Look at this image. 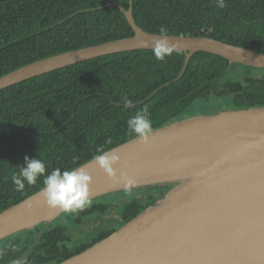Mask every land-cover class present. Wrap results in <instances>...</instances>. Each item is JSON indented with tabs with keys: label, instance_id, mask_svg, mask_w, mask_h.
<instances>
[{
	"label": "trees",
	"instance_id": "obj_1",
	"mask_svg": "<svg viewBox=\"0 0 264 264\" xmlns=\"http://www.w3.org/2000/svg\"><path fill=\"white\" fill-rule=\"evenodd\" d=\"M130 1L0 0V78L57 55L133 37L121 11L129 9ZM226 4L219 9L215 0H134L133 17L147 33L158 35L164 26L169 36L207 37L264 54V0ZM185 59L183 52H173L165 61L156 60L149 50L126 52L0 91V214L42 189L40 177L35 185L15 190L12 176L24 165L25 156L42 159L46 174L55 168L82 167L93 161L98 149L110 151L134 140L127 121L145 106L153 131L190 118L191 108L215 98L227 99L228 110L264 107V69L232 67L219 56L199 52L178 79ZM237 68L243 71L239 78ZM124 97L133 102L131 107L124 106ZM169 189H139L142 199L132 198L119 207L113 226L75 250L68 245V229L60 223L79 224L83 217L106 214L109 207L96 200L50 226L20 232L8 238L14 239L0 251V264H12L29 252L28 264H61L160 202Z\"/></svg>",
	"mask_w": 264,
	"mask_h": 264
},
{
	"label": "water",
	"instance_id": "obj_2",
	"mask_svg": "<svg viewBox=\"0 0 264 264\" xmlns=\"http://www.w3.org/2000/svg\"><path fill=\"white\" fill-rule=\"evenodd\" d=\"M121 8L134 36L38 61L0 78V91L86 61L140 50L157 36ZM186 54L180 79L199 52L231 65L264 69V54L211 38L169 36ZM170 85V84H169ZM133 190L168 185L164 198L83 253L61 264H264V107L198 115L153 131L148 144L117 148ZM93 201L124 192L93 161ZM66 214L46 204L41 191L0 214V242Z\"/></svg>",
	"mask_w": 264,
	"mask_h": 264
},
{
	"label": "clouds",
	"instance_id": "obj_3",
	"mask_svg": "<svg viewBox=\"0 0 264 264\" xmlns=\"http://www.w3.org/2000/svg\"><path fill=\"white\" fill-rule=\"evenodd\" d=\"M219 9H224L226 0H215ZM168 29L160 27L158 35L153 40L152 53L156 60L165 61L175 51V46L170 42ZM125 107H131L133 102L124 97ZM128 133L135 140L142 144H148L153 135V125L150 119V113L145 106L143 109L135 112L127 121ZM108 143H111L109 140ZM93 157V162L111 179H118L123 185L126 195L131 196L133 189L137 186L135 177L129 176L121 171L117 177L116 166L120 164L121 157L117 149L104 151L103 148L97 150ZM43 177V186L41 195L46 204L52 208H58L65 213H75L78 210H84L91 206L90 184L92 182L90 175L84 167H76L61 170L55 168L46 174L45 162L40 158H28L25 156L24 165L19 167V172L12 176V184L16 191H23L25 184L35 185L38 178ZM12 251H16L12 248ZM12 264H28L26 257H17Z\"/></svg>",
	"mask_w": 264,
	"mask_h": 264
},
{
	"label": "rangeland",
	"instance_id": "obj_4",
	"mask_svg": "<svg viewBox=\"0 0 264 264\" xmlns=\"http://www.w3.org/2000/svg\"><path fill=\"white\" fill-rule=\"evenodd\" d=\"M235 72H236L237 78H239L243 74V71L240 68L235 69ZM227 104H228L227 99L224 100V99L215 98L208 105L205 103H201V104L196 105V107L193 110L191 108L188 112V116L192 117V113H196L195 115L198 116V115H201V113H206L205 115H207V113L214 114V113H218L224 110H228ZM143 196H144L143 191H140L139 189L134 190L131 196L126 195L125 192L118 193V194L97 200L101 204H104L110 208L109 212H107L104 215H93L88 218L83 217L82 218L83 221L79 224L78 223L74 224L75 223L73 221L74 218L72 220L73 223L68 222L69 220H66V221L63 220L60 224L61 226H64L66 229H68L70 237L73 240V245H71V249H75L79 245L89 243L93 238L101 234V232H104V230H108L110 226H113L114 219L112 218L118 216L119 214V209H118L119 207L126 204V202L131 201L132 198L142 199ZM38 236L39 234H36L34 237V240L32 241L34 246L37 245L35 241L38 238ZM12 239L14 238L7 239V241L0 243V251H2L5 248V246L11 242ZM23 240H22V244L24 243ZM28 255H30V252L28 253ZM28 255H25L24 257L28 258Z\"/></svg>",
	"mask_w": 264,
	"mask_h": 264
},
{
	"label": "flooded vegetation",
	"instance_id": "obj_5",
	"mask_svg": "<svg viewBox=\"0 0 264 264\" xmlns=\"http://www.w3.org/2000/svg\"><path fill=\"white\" fill-rule=\"evenodd\" d=\"M169 190H170V189H169ZM168 192H169V191H168ZM168 192H167V193H168ZM167 193H166V194H167ZM69 235H70V234H69ZM68 245H69L70 248H71V245H73V240H70V241L68 242ZM72 250H75V249H72Z\"/></svg>",
	"mask_w": 264,
	"mask_h": 264
}]
</instances>
